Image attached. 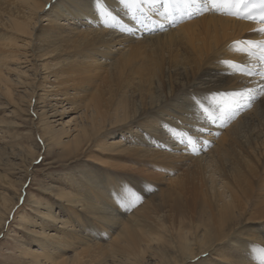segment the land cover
Here are the masks:
<instances>
[{
    "label": "rangeland",
    "instance_id": "1",
    "mask_svg": "<svg viewBox=\"0 0 264 264\" xmlns=\"http://www.w3.org/2000/svg\"><path fill=\"white\" fill-rule=\"evenodd\" d=\"M102 1V5H105V8L110 7L112 9V15L119 19L116 20L128 32L110 28V26H107V23L103 25L105 18L102 19L101 14L97 11L98 7H94L92 11L94 13L91 15H95V18L92 19L93 22L88 18H84L81 23L85 22L86 25L77 23V26H75L76 24L73 26L71 23L74 22H70L71 20H63L66 16L68 18L72 17L69 13L55 16L51 13L54 11L51 7L59 5L64 10L68 8L70 13L73 10L77 14H81V12L72 3V0H54L55 3L53 2L50 8L48 6L44 13L41 14V17L36 20L38 25L35 28L34 34L39 36L38 39L24 36V38L18 37L17 42L12 40L9 42L12 45L15 43L19 44V49H13L12 51L18 52L21 62L18 65L20 67L19 74L13 72L9 76L7 75L12 84V96L9 97L3 90H0V264H32L33 259L34 261L39 260L42 264H57L58 260L64 258L72 260L74 256L81 253L84 248L79 245L76 246L77 251L76 249L67 250L68 248H66L59 253L56 250H50L51 247L46 251L42 248L41 242L50 241L52 243L56 237L65 236L69 238L67 236L72 235L71 232L74 231V225L77 223H69L65 226L62 222L64 220L70 221L68 211L79 215L81 222L86 221L90 225H94V230L91 232L77 227V233L73 237L82 238V243L105 246V261L108 264H127L125 261L122 262L125 259V255L122 252H119V256L115 246H112L111 254L110 246L107 245L113 242V237L117 235L116 233L120 224L127 218L132 219L149 201L148 197H142L137 188L135 187L136 189H134L133 186L156 185L158 187V194L162 191L160 184L158 183L157 185L155 181L159 175L160 181L164 180L163 182L165 183L179 177L181 179L185 175L184 178L187 179L185 191L189 194L199 191L202 187L201 183L205 181L208 182V187L214 184L217 187L222 185L221 191H224L228 197L230 195L227 190L229 188L228 183L236 180L237 171L235 170L242 169L241 171L249 176V170L251 169L249 165L253 164L256 169L253 178V191L250 196L253 203L249 205H252L251 207L254 209L251 213L258 212L260 209L264 210V160L261 161L260 159L262 153H264V118L259 117L263 121H260L262 124L255 121V125L251 129H241L240 139L233 144V149L227 142L223 143L227 145L226 148L230 154L223 158V161L218 160L215 165L212 162L213 159H216V154H219L213 150L217 149V142H220L227 129L232 127L234 123H237L242 118L241 116L247 113L246 111L253 110L252 112H254L255 105L264 98V95L260 94L261 87L248 93L251 95L257 92L256 99L250 101L253 103L250 106L251 108L242 110L240 114L238 113L229 122L218 120L216 118L218 117L216 106L221 105V103L217 104L219 103V99L224 100L228 96L227 91H220L219 94L214 96L219 97L216 100H208L211 99L213 88H206L207 85H198L197 87H201V90L198 92H194V86L196 85L194 83L190 84L191 87L189 85L182 87L181 90H185L184 92L181 90V93L178 90L171 92L172 84L176 81L175 79L178 78L179 74L184 73L183 70L177 72L170 67L171 58L180 54L179 51L182 50V46L170 45L166 42L165 38H156L164 36L173 29H177L180 25L174 28H166L165 31L159 34H138L137 31L126 27L127 22L125 20H131L125 10L130 1H127L125 6L123 5L124 3H120L121 1L118 2V0ZM114 1L120 3V6L115 5ZM135 1L145 6L147 0H143V2ZM94 3H96V0H93ZM65 6L67 7L64 8ZM138 8V16L135 15L136 17L133 20H138L140 17V19H143L142 17L147 15L141 11L139 6ZM48 15L52 16L56 25L65 22L62 28L68 29V27H71L72 30H66V34L69 33L68 35L85 31L91 33H106L110 31L111 35L117 37L116 43L107 49L98 47L96 51L76 50L74 45L68 44L62 47L61 50L52 52L55 39H46V34L50 33L49 25H47L48 21H45L48 19ZM201 16L203 14L196 16L192 20L199 19ZM68 23L70 25H66ZM113 24L117 26L116 23ZM134 25H139V23ZM0 28V34L2 32L7 33L4 31V28ZM75 28L77 29L74 30ZM130 31H134V33ZM8 34L12 33L8 32ZM57 34L59 33L56 32ZM6 37L4 36L0 40ZM124 38L133 39L126 42H117ZM243 40L245 38L239 41ZM50 41L53 42L49 44ZM237 46H240L238 49L241 51L243 46ZM136 48L140 50H135V52L134 49ZM236 48H234V51L237 50ZM47 51L51 52L43 55ZM69 53L78 55L79 59H76V61L93 63L97 67L91 69V72L83 68V71L86 73L82 72L80 75L81 80L75 79L76 73H71L68 69V64L72 63L73 60L70 58L72 55ZM128 53L131 55V61L122 67L120 64L126 60ZM221 58H223L222 55L219 59ZM216 64L225 67L223 68L224 70H217L220 67ZM216 64H213V68L209 71L211 76L224 74L226 77L238 78L242 88L248 89L249 87H253L250 79H254L253 77L255 76H247L229 65ZM98 66L99 68L102 67L101 71ZM9 68L15 69L14 65L11 64ZM60 68L63 70L57 72V69ZM155 70L159 72L158 77L155 78L158 91L164 95L165 92L173 94V97L169 101L163 105L161 104L162 107L153 109L152 113L146 115L142 121L134 122V125H126L123 132H121L122 129H118L108 135L104 133L102 137H99L98 142H92L90 143L91 145H85L83 148L79 146L75 149L73 147L76 144L75 140L82 137L84 127L95 130L91 134H96L95 137L101 134L103 131H98L104 122L112 121L119 114L118 108L129 99L128 94L132 93L135 95L136 84L141 78L154 73ZM108 74H114V76L107 79ZM211 76L207 78H213ZM87 79H91V82H85ZM237 86L234 84L231 88L234 89ZM152 88L153 86L150 89L152 90ZM4 91H6L5 88ZM181 98H186L184 110L176 108L182 101ZM95 99L97 100L96 107L86 108V105H92ZM199 102L200 104H204L201 107L205 108V110L198 108L200 107L197 104ZM227 107L228 104L222 106L223 111ZM193 108H197L195 111L199 115H202L203 121L198 122V119H192L193 116L191 117V115L184 112ZM239 108L242 109L241 106H238ZM97 110L106 113L107 118L104 120ZM209 113H212V117H210ZM229 113L233 114L234 112L230 110ZM244 118L245 122H249L250 115ZM244 118L242 119L243 122ZM88 119L93 120V122L88 123ZM242 120L238 123L240 124ZM150 121L157 122L153 127L154 129L145 126ZM196 121L201 126L210 127L209 130L205 129L202 131L201 126L195 124ZM159 128L160 130H157ZM211 129H218V131L212 133ZM132 131L135 133L134 135ZM207 133H210L209 136L212 135L214 139H206L207 135L205 134ZM188 138L194 141L195 147H193L196 148L195 153H192L191 149H189L190 147L184 142ZM204 138L208 141H203ZM249 140L253 143L252 147L255 146V151L257 150L254 159H252L251 149L245 151L242 145L245 144L246 148H248ZM117 141H121L119 144L126 147H139L148 150L156 149L153 150L156 153L160 151L177 158H182V161L178 160L180 162H176L181 163V165L178 169L174 164L171 165V162L152 158L138 160L134 157H124L120 161V159L111 158L108 154L98 151L101 144L106 148L113 147L110 144ZM48 143H52V145L49 146ZM180 145L182 148L184 147L183 150L179 149ZM198 149L200 150L198 151ZM209 151L213 153L209 154ZM198 159H202V164L196 163ZM241 162L244 164L242 168L240 167ZM256 162H259L260 165L263 164V166H258L259 168L257 169V165L255 166ZM106 163L123 165H115V167L113 166L114 168H108L107 165H104ZM227 167L229 168L227 169ZM245 167H248L249 170L245 169ZM151 174L152 176H150ZM109 177L112 179H109ZM159 177L157 180H159ZM111 180L115 181L113 188L109 187L112 184ZM77 182L86 183L87 186L82 188ZM93 185L103 188L102 191H107L109 201L105 203L104 200V204H102L103 202L99 204V206L103 207V213L89 215L82 207L76 208L74 206L63 209V204L61 205L59 198L60 195L67 196V192L74 191V189H76V192L79 191V193L87 190L88 193H85L83 196L86 199L89 198L94 202H98L99 195H96V189H94ZM205 195H208L207 192H205ZM87 201L89 200L87 199ZM170 205L169 203L166 204L165 211L170 212ZM48 213H50L49 215L52 218L56 219L57 222L54 225L52 222H44L42 220V216L45 217ZM161 215L163 216L162 213ZM102 216L105 219L107 218L106 225H101L103 221ZM155 221L158 234H161L158 228L163 223L162 219H155ZM259 228L264 231V226L257 227L256 229L259 230ZM42 230L48 231L50 233L48 237H51V239L47 237L44 241L37 239L40 237L39 235ZM255 243L254 240H246L236 242V245H241V249H245L246 252L241 251V254L247 262L264 264L263 257L257 255V253L252 255L253 249L257 247ZM82 245L84 246V244ZM35 249L38 250V253L35 254L39 258H34L33 256L32 251ZM148 249L145 248V250ZM173 249L161 250L154 246L152 250H149L145 254L142 263L164 264L162 262V255L171 256ZM250 249L252 250L250 251ZM45 252L47 257L53 259L52 262L49 259L43 258ZM137 252L140 251L138 250ZM220 253L225 255L226 261L217 262V255L213 258H208L206 264H229L230 260L234 259L233 252L223 250L222 248ZM173 257L171 256V258ZM205 259L203 258V260ZM130 260L134 263L135 257L133 253ZM190 264L195 263L191 262ZM202 264L205 263L203 262Z\"/></svg>",
    "mask_w": 264,
    "mask_h": 264
},
{
    "label": "bare ground",
    "instance_id": "2",
    "mask_svg": "<svg viewBox=\"0 0 264 264\" xmlns=\"http://www.w3.org/2000/svg\"><path fill=\"white\" fill-rule=\"evenodd\" d=\"M120 1L121 0H118V2ZM53 2L54 0H0V27L4 28V31L7 32V33L2 32L0 34V39L4 36H7L5 39L0 40V90H3V92H5L6 95L9 97L12 96V91H11L12 84L8 76L10 73L13 72H17L16 74H19L20 67L18 65L21 62L18 52L12 51L13 49H19V44L15 43L14 45H12L9 42L11 40L17 42L19 39L18 37L24 38V36H31L32 38L35 37L36 39H38L39 36L34 34L35 28L38 25L36 23V20H38V18L41 17V14L44 13V11L48 6L49 8L51 7ZM102 2L103 1L101 0L100 8H104L107 11L111 12V14H113L112 9L107 6L106 7L108 9L105 8L104 7L105 5L103 6ZM118 2L116 1L114 4L120 6L121 2L120 3ZM72 3L81 12V14L79 13L77 14L75 10L71 11L70 13L68 8L64 10L60 8L59 5L52 6L51 8L54 11H52L51 13L54 14L55 16H62L63 13H69L72 17L68 18V16H66L65 19L63 20H71L70 22H74L71 23V25L73 26L75 24H76L75 26H77V23H81V21H83L82 19L84 18H88L91 22H93L92 19L95 18V15H91L94 13L92 11L94 7H99V5H97L96 3L93 4V0H72ZM154 5L151 2V0H147L145 6L141 3L139 7L141 11H143V13L147 15H153L156 11L160 10V6L158 3H154ZM67 6H65L64 8H66ZM48 16L50 18L48 17V19L45 21H48L47 25H49L50 33L46 34V39L48 40L55 39L54 48L53 50H51L52 52L61 50L62 47H65V45L68 44L74 45L76 50L81 49L82 51L85 49L87 51L88 50L96 51V48L98 47H104L107 49L110 48L111 45L116 43L117 37L111 35L110 31L106 33L104 32L91 33L89 31H85L80 33H72V35H68L69 33L66 34V32L68 30H72L71 27H68V29H64L62 28V26L65 25V22H61V24L56 25L52 16L51 15ZM104 18L106 19V17H102V19ZM140 18L138 20H125V22H127L126 27L134 29L136 27V25L134 24L140 23L142 21V19ZM142 18H144V16ZM116 19L115 21L110 20L111 23L119 22ZM105 23L106 22H104L103 25H106ZM81 24H85V22ZM66 25H70V23ZM260 26L261 25L255 23H246L237 20L226 14H220L218 12L208 11L203 13V16H201L199 19L184 22L177 29L171 30V32L165 34L164 36L157 37L156 39L165 38L166 42L170 45L182 46V50L179 51L180 54L177 56H173V58H171L170 67L175 69L177 72L183 70L184 73L179 74L178 78L175 79L176 81L172 84L171 92L177 90L180 93L181 91L184 92L185 90H181V88L185 87L186 85H189L191 87L192 83H194V85L196 84L194 86L195 87L194 92L195 91L198 92L199 90H201V87H197L198 85H207L206 88H213V93L212 96L210 97L211 99L208 100H212V99L216 100L219 99V97H214V96L219 94L220 91H224V92L227 91L228 96H226L224 100L219 99V103L217 104L221 103V105L216 106V108L218 109V111H216L218 112L217 113L218 117L216 118H218V120L220 121H225V122L226 121L229 122L230 119H233V117L237 116V114L233 115L232 113H229L230 110H232V112L235 113V111L239 110L238 106L243 107L244 110L252 106L253 105L252 102H250V106H248L249 101L245 100L244 98L236 94L240 89H242L241 87L242 85H240L238 78L235 79V77H226L224 76V74L219 76L212 75L213 78H207V77L211 76L209 71L210 69L213 68V64L222 63V61L233 60L235 62L234 64L238 63L239 65L241 64L242 66L248 65L259 69V62H256L255 59H251L252 57L249 58L247 55L244 54L243 50L234 51V48L231 45L235 40L239 41L244 38L245 40H264V33H258L257 31H254L255 29H258ZM76 29L77 28H75L74 30ZM8 32H11L12 34H8ZM56 32H58L59 34L56 35ZM131 39L133 38H124L123 40H119L117 42L118 43L120 41L126 42L127 40L130 41ZM51 42L53 41H50L49 44ZM243 47L245 48V46ZM238 48H240V46H237L236 49ZM138 49L139 48H136L134 49V51ZM51 51H47L43 55H46ZM71 55L72 56H70V58H72L73 60L72 63L68 64L69 66L68 69L71 73H76L75 79L81 80L80 75L82 74V72L86 73L85 71H83V68L91 72V69L97 67V65L93 63H83L82 61L79 60L76 61V59L79 58L78 55H76L75 53ZM221 55L223 56V58L219 59ZM130 61H131V55L128 53L126 60L122 62L120 65L122 67L126 66L127 64L130 63ZM10 64L14 65L15 69L9 68ZM222 64L228 65L225 63ZM234 64L229 66L233 67ZM216 65L220 67L217 70H224L223 68H225L222 67L220 64H216ZM99 69L101 71L102 67ZM62 70H63L62 68L57 69V72H61ZM158 70H155L154 73L141 78V80L136 84L137 86L135 87V95H133L132 93L128 94L129 99H127V101L118 108L119 114L116 115V117L113 118L112 121L109 122L105 121L99 131L97 129L98 132L103 131L101 134L95 137L96 134L91 135L92 132H95V130H91L89 127H84L82 132V137L80 139L75 140L76 144L73 147L75 149H77L79 146L80 148H83L85 145H91L90 143L92 142L95 141L98 142L99 137L100 136L102 137L104 133L108 135L111 132L118 129L120 130L122 129L121 132H123L126 125L127 126L128 124L134 125L137 121L139 120L142 121L146 115L152 113L153 109L160 108L162 107L163 104L169 101V99L173 97V94L170 92L169 93L165 92L164 95L160 93L158 91V88L156 87L155 78H157L159 75ZM113 76L114 74L113 75L108 74L107 79H110ZM253 78L254 79H250L253 87L248 88L249 90L252 89L251 92H253V90H257V88L264 86V80H261L259 76ZM85 82L89 83L91 82V79H87ZM234 84L238 86L232 89L231 87ZM152 86L153 88L151 90L150 88ZM4 88L6 91H4ZM251 95L257 96V92ZM181 99L182 101L179 103V105H177L176 108L180 110H184V107L186 106V98H181ZM198 100L200 101V99ZM197 104L200 106L198 108H201V110L202 109L205 110V108L201 107L204 104H200V102ZM227 104L228 107L226 108L225 111H223L224 109L222 108V106ZM96 105H97V100L95 99V102L92 105H86V108L89 107L95 108ZM255 107L256 108L254 112H252L253 110L251 111L249 110V112L246 111L247 113H245L244 116H241L242 118L239 120L241 121L244 117L250 115V119L248 118L249 122H245V118H244V122L242 120L240 124L238 123L239 121L237 123H234L232 127L227 129V132L224 133L220 142L219 143L217 142L218 145L217 149L215 148L213 151H217L219 154H216L215 156L216 159L212 160L213 165H215L218 160L223 161V158H225L230 154L229 150L226 148L227 145L223 143L227 142L229 146L232 147L233 149L234 147L233 144L240 139L241 136L240 134L242 131L241 129L243 130L246 128L251 129L255 125L254 124L255 121L258 122L261 121L259 117L264 118V98H262L261 101L257 105H255ZM195 109L193 108L192 110H187L184 112H186L188 115H191V117L193 116L192 119H196V120L198 119L197 120L198 122L203 121V119L201 118L202 115L196 113ZM97 111L104 120L107 118L106 113L102 112L101 110H97ZM209 114L211 115L209 116L212 117V113ZM197 121L195 122V124L201 126V124L197 123ZM87 122L92 123L93 120L88 119ZM156 123L157 122L155 121H150L145 126L153 128L156 125ZM234 126L235 128H233ZM201 128L202 131H204L205 129L209 130L210 127L202 125ZM157 130H160V128ZM211 130L212 133L218 131V129H211ZM132 134L134 135L135 133L132 131ZM209 134L208 133L205 134L207 135L206 139L208 140L213 138V136L212 135L209 136ZM256 138L258 139L257 136ZM206 139L204 138L203 141L207 142L208 140ZM120 142L121 141L112 142L110 145L113 147H107V148L101 144L98 148V151L99 152L101 151L103 154H108L111 158L120 159V161L121 158L124 157L125 158L134 157L137 158L138 160H146L152 158L155 160L171 162V165L174 164L176 168H178L181 165V163L179 164L176 162H180L178 160L182 161V158H177L173 155H170L168 153H162L160 151L156 153V151L155 152L153 151L156 149L148 150L139 147L137 148L126 147L124 145L119 144ZM249 142L250 143L248 144V148H246L245 144L242 145L245 151L251 149L252 159H254L255 152L257 150L255 151L256 149L255 146L252 147L253 143L250 140ZM48 145L51 146L52 143H48ZM183 148L181 146L179 149L183 150ZM199 150L200 149H198V151ZM211 153L213 152L211 151L209 154ZM260 159L261 161L264 160V153H262ZM201 160L202 159H198L196 163L202 164ZM203 160L205 159L203 158ZM116 163H114V165L113 163L112 165L110 163H106L104 165H107L108 168H112L113 166L115 167V165H123ZM242 165L244 164L241 162L240 164L241 168ZM249 166L251 167L250 170L248 167H245V169L249 170V176L245 172L241 171L242 169L235 170L237 171L236 172L237 175L235 176L236 180L232 181L231 183H228L229 188L227 190L230 194L228 197L225 195L224 191H221L223 187L222 185L217 187V185L214 184L208 187L207 181L201 183L202 187L199 191H196L191 194L186 193L185 190H186L187 179L184 178L185 175L181 179L179 177L177 179H172L171 181L166 183L163 182L164 180L160 181V177H159L160 175H159L158 176L159 180H157L158 178L157 177L155 181L157 182V185L158 183L160 184V189L162 188V191L158 194H157L158 187L156 185L155 186L148 184L143 186L134 185L133 186L134 189L137 188V190L141 193L142 197H148L149 201H147V205H145V207H143L142 210H140L137 214H135V216L132 219L127 218L126 220L123 221V223L120 224L119 229L117 230L118 232L116 233L117 235L113 237L114 239L113 242L107 245L110 246L111 254H112V246H115L118 255L119 252H122L125 255L124 256L125 259L122 260V262L125 261L127 264H132L133 262H131L130 259L133 253L135 257V261L133 264H143L142 259L145 256V254L149 250H152L154 246H156L161 250H169L174 248L171 251L172 253L171 256H174L173 258H171V256H168L166 254L162 255L163 256L162 262L164 264H190L191 262L195 264H202L204 262L206 264L208 258H213L214 256L217 255H218V258H216L217 262H221L222 260H225V255L223 253H220L221 249L223 248V250L233 252L232 254L234 259H231L229 264H253L251 261L247 262L245 260L244 256L241 254V251L242 252H246V251L244 248L241 249V245H236V242L254 240L256 242L255 246L257 247L256 249H253L252 255H255L254 253H257V255H260L261 257L264 258V238H263L264 231L260 228L259 230L256 229L257 227L264 226V210L260 209L258 212L251 213L254 209L253 207H251L252 205L249 204L253 203L250 196L253 191V178L256 169L253 166V164ZM255 166L258 169L259 167L263 166V164L260 165L259 162H256ZM228 168L229 167H227V169ZM123 169L124 171H126L125 168ZM150 176H152V174ZM109 179L112 178L109 177ZM77 184L79 186H82V188L87 186V184L83 182H77ZM114 184L115 181H112V184L109 187L113 188ZM94 189H96L95 192L96 195H99L98 202H94L89 198L87 199L91 202L87 201V199L83 196L85 193H88L87 190L79 193V191L76 192V189H74V191L67 192V196L60 195L59 198L61 200V205L63 204V209H66L65 207H70V206L71 207L74 206L76 208L82 207L85 212H88L89 215L101 214V212L103 211V207L99 206V204H101L104 200L105 203L109 201V197L107 191L105 190L102 191L103 188L94 186ZM205 192H207L208 195H205ZM167 203L171 204L170 212L165 211V207ZM102 204H104V202ZM68 213H69L70 221L64 220L62 222L65 224V226H67L69 223L70 224L77 223L74 225L75 227L73 228L74 231L71 232L72 235H68L67 237L69 238H66L65 236L56 237L54 238V241L51 243L50 241L49 242L44 241L46 237L48 239H51V237H48L50 236V233H48V231L46 230H42L39 235L40 237H38L37 239H39L40 241H44L41 242L43 250L46 251L49 249V247H51L50 250H54V251L56 250L57 253H59L66 248H68L67 250L76 249L77 248L76 246L79 245L84 248V250L81 253H78L76 256H74L72 260L65 258L62 260H58L57 264L107 263L105 261L106 257L104 254L105 246L103 245L95 246L85 242L82 243L81 242V240H83L82 238L78 239L76 237H73V235L77 233L76 230L77 227L79 228L81 227L87 232H91L92 230H94V225L92 224L90 225L86 221L81 222L79 219L80 216L76 215L75 213H71L69 211ZM161 213L163 214V216L162 215L160 216ZM49 214L50 213H48L47 216L45 215V217L42 216V220L44 222H52V224L54 225L57 221L56 219L52 218L51 215ZM101 218H103L101 225H106L105 222L107 221L106 220L107 218L105 219L104 216H102ZM155 219H162L163 223L161 227L158 228L160 229L161 234H158L157 226L155 224L156 222ZM82 244H84V246ZM145 248H149V249L145 250ZM138 250L140 252H137ZM251 250L252 249H250V251ZM32 252L34 254L33 255L34 258H39L35 254L38 253L37 249L33 250ZM43 258L47 260L49 259L51 260V262L53 261L52 258L47 257L46 252L44 253ZM203 258L206 259L203 260ZM100 259L102 260L100 261ZM257 260L259 259L257 258ZM32 264H42V263H40L39 260L34 261L33 259Z\"/></svg>",
    "mask_w": 264,
    "mask_h": 264
},
{
    "label": "snow or ice",
    "instance_id": "3",
    "mask_svg": "<svg viewBox=\"0 0 264 264\" xmlns=\"http://www.w3.org/2000/svg\"><path fill=\"white\" fill-rule=\"evenodd\" d=\"M143 2V0H141ZM152 3H158L163 11L158 14L166 17L169 21L175 19V12L178 9H174L173 5L178 3H184L189 9L194 8L195 11L188 10L182 12L181 15H187L191 18L196 14H203L208 11L218 12L220 14L232 15L236 18H243L253 20L259 23L261 26L254 31L258 33H264V0H151ZM97 5L101 3V0H96ZM121 3H127V0H121ZM97 11L102 17L115 21L116 17L112 16L111 12L104 8H97ZM107 26L114 27L115 24H108ZM237 45H244L248 56L255 57L259 63V69L245 65L239 70L247 76H259L261 80H264V40H243L234 41L232 47L236 48ZM239 50V49H237ZM258 53V55H257ZM222 63L232 65L233 61H222ZM252 90L242 88L236 94L249 101L256 99L255 95H248ZM260 94L264 95V86L260 88ZM235 115V113H233ZM189 146H194V142L191 138L184 141Z\"/></svg>",
    "mask_w": 264,
    "mask_h": 264
}]
</instances>
